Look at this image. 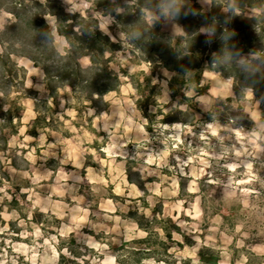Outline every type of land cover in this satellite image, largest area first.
Instances as JSON below:
<instances>
[{
  "label": "clouds",
  "instance_id": "obj_1",
  "mask_svg": "<svg viewBox=\"0 0 264 264\" xmlns=\"http://www.w3.org/2000/svg\"><path fill=\"white\" fill-rule=\"evenodd\" d=\"M0 264H264V0H0Z\"/></svg>",
  "mask_w": 264,
  "mask_h": 264
},
{
  "label": "trees",
  "instance_id": "obj_2",
  "mask_svg": "<svg viewBox=\"0 0 264 264\" xmlns=\"http://www.w3.org/2000/svg\"><path fill=\"white\" fill-rule=\"evenodd\" d=\"M21 2H22V0H21ZM149 38L151 39V40H158V39H163L160 35H159V33H157V34H155V35H152V34H150V36H149ZM164 43H169V41H167L166 39H164ZM78 51H83V49L81 48V49H78ZM43 56H44V58L45 59H47V56H48V54L47 53H43L42 54ZM151 58V57H150ZM155 62V61H154ZM5 67H6V65H5Z\"/></svg>",
  "mask_w": 264,
  "mask_h": 264
},
{
  "label": "rangeland",
  "instance_id": "obj_3",
  "mask_svg": "<svg viewBox=\"0 0 264 264\" xmlns=\"http://www.w3.org/2000/svg\"><path fill=\"white\" fill-rule=\"evenodd\" d=\"M8 71L11 73V70L10 69ZM202 255H203V253H202Z\"/></svg>",
  "mask_w": 264,
  "mask_h": 264
}]
</instances>
